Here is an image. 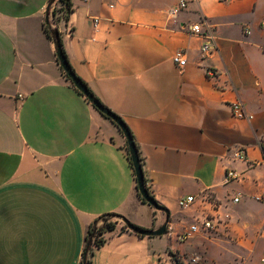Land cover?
<instances>
[{
    "label": "crops",
    "instance_id": "crops-1",
    "mask_svg": "<svg viewBox=\"0 0 264 264\" xmlns=\"http://www.w3.org/2000/svg\"><path fill=\"white\" fill-rule=\"evenodd\" d=\"M48 2L0 0V264H79L107 213L167 229L140 237L119 219L91 264H264V0H71L58 23L69 64L128 127L165 212L141 201L125 137L61 71L43 29ZM194 25L215 49L201 52ZM235 102L253 119L235 118ZM239 148L244 160L232 157ZM229 169L238 178L226 183ZM211 217L210 237L177 239Z\"/></svg>",
    "mask_w": 264,
    "mask_h": 264
},
{
    "label": "built area",
    "instance_id": "built-area-1",
    "mask_svg": "<svg viewBox=\"0 0 264 264\" xmlns=\"http://www.w3.org/2000/svg\"><path fill=\"white\" fill-rule=\"evenodd\" d=\"M219 2H230L232 0H217ZM186 8L185 2H179V4L173 6L169 10V15H175L180 10ZM94 26L96 27L99 23L98 19H94ZM191 33L193 35H202L204 38V42L201 46L202 53H208L209 51L215 49L214 36L211 34H206L203 32V29L200 25H194L191 28ZM171 61L174 65H176L179 69H183L186 65L185 52L182 50H177L171 57ZM207 77L210 79H215L218 77V72L216 70L208 69L206 71ZM231 111L235 118L237 119H245L252 120L253 116L249 115L244 106L240 102H235L231 104ZM262 151L264 155V139L262 140ZM233 159L236 160H244L246 158L245 150L243 148L235 149L232 153ZM238 178V174L235 170L229 169L227 170L225 176V182L228 183L232 180ZM257 201L264 202V196L256 197ZM234 202L238 201V198H234ZM193 202V197H187L185 199L178 200L179 207H185L188 204ZM227 218L228 216L225 215ZM219 220H216L214 217L204 218L202 220H195L191 225L188 226L187 229L178 234L177 239L181 242L192 239L195 235H202L205 237H210L211 233L216 230L218 227ZM201 258L198 255H191L183 258L180 262L177 260V264H200Z\"/></svg>",
    "mask_w": 264,
    "mask_h": 264
},
{
    "label": "trees",
    "instance_id": "trees-1",
    "mask_svg": "<svg viewBox=\"0 0 264 264\" xmlns=\"http://www.w3.org/2000/svg\"><path fill=\"white\" fill-rule=\"evenodd\" d=\"M71 12H72V2H71V0H49L48 5H47V8H46V11H45V16H44V21H43V29H44L47 37L53 43L55 42L54 41L55 38H54V35L52 34V29H56V31H57V43H58V47H60L63 57L65 58V60L68 63L69 67L71 68L72 72L75 74V72L73 71L71 65L69 64L67 55H66L65 50H64V47H63L62 38H61L60 32L58 30V23L61 20L68 21L69 15H70ZM57 14L58 15L60 14V17H57L56 16ZM55 48H56V46H55ZM55 55H56V52H55ZM56 60H57V63L59 64V67H60L61 71L63 72V70H62V68L60 66V63L58 61L57 56H56ZM63 74L65 75L64 72H63ZM75 76L81 81V83L94 96L93 92L89 89V87L87 86V84L81 78H79L76 74H75ZM65 77L67 78L66 75H65ZM67 80H69V79L67 78ZM78 94L81 95L79 92H78ZM95 98L102 104V102L97 97H95ZM103 106L106 109H108L105 105H103ZM109 111L112 112L111 110H109ZM114 115H116V114H114ZM117 117H119V116H117ZM121 121L123 122L122 119H121ZM123 124L127 128V130L129 132L131 138L133 139L132 134L129 131L128 127L126 126V124L124 122H123ZM137 154H138L139 160H141L138 152H137ZM129 162H130V166L132 168V164H131L130 159H129ZM132 170H133V168H132ZM133 173H134V170H133ZM134 177H135V173H134ZM135 181H136V178H135ZM144 184H145V180H144ZM136 186H137V183H136ZM145 188L148 191V188L146 187V185H145ZM140 199H141L142 202L147 203V202H145V200L143 198L140 197ZM163 210H165V209L163 208ZM119 219H124V218L122 216H119V215L114 214V213H107V214H103V215L99 216L98 218H96L93 221V223L89 226V228L87 230V234L85 236V245H84V248H83V251H82V257H81V261H80L79 264H91L90 257L93 254V250L95 248H98V247L102 246L105 243V241H106L105 236H104L105 233H107V232L112 231L113 229H115L116 222ZM127 223L130 224L129 222H127ZM123 227L124 228H127V225L124 224ZM141 229H143V228H141ZM134 233L137 236L145 237V236H142V235H140V234H138L136 232H134Z\"/></svg>",
    "mask_w": 264,
    "mask_h": 264
},
{
    "label": "water",
    "instance_id": "water-1",
    "mask_svg": "<svg viewBox=\"0 0 264 264\" xmlns=\"http://www.w3.org/2000/svg\"><path fill=\"white\" fill-rule=\"evenodd\" d=\"M52 34L54 35L55 42L53 43L56 52V56L58 58V61L60 63V66L67 76V78L70 80L74 88L89 102L98 112H100L102 115H104L106 118H108L111 122H113L117 128L120 130V132L123 134L126 140V146L127 151L129 154V158L132 164V168L135 173L136 183H137V190L139 193V196L145 200L151 207H153L155 210L158 211H164L163 208L151 197L149 192L145 188L144 184V175L143 170L141 167V163L137 154V149L135 146V143L133 139L131 138L127 128L121 121L119 117L114 115L112 112H110L108 109H106L90 92L89 90L81 83V81L75 76V74L72 72L71 68L69 67L68 63L66 62L65 58L62 55L60 47H58L57 43V31L56 29H52ZM122 222L127 225V228L133 232H136L142 236L147 237H156V236H162L167 229V223L166 220L162 226L155 230H147V229H141L140 227L134 226L132 224H128L125 219H121Z\"/></svg>",
    "mask_w": 264,
    "mask_h": 264
},
{
    "label": "rangeland",
    "instance_id": "rangeland-1",
    "mask_svg": "<svg viewBox=\"0 0 264 264\" xmlns=\"http://www.w3.org/2000/svg\"><path fill=\"white\" fill-rule=\"evenodd\" d=\"M57 6H58V5H57ZM57 6H56V7H57ZM56 16H57V17H60V14H59V15L57 14ZM57 17H56V18H57Z\"/></svg>",
    "mask_w": 264,
    "mask_h": 264
}]
</instances>
